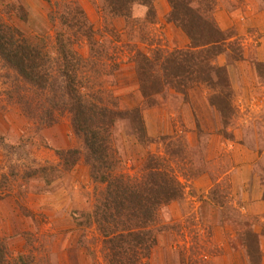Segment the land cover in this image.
Segmentation results:
<instances>
[{"label":"rangeland","instance_id":"1","mask_svg":"<svg viewBox=\"0 0 264 264\" xmlns=\"http://www.w3.org/2000/svg\"><path fill=\"white\" fill-rule=\"evenodd\" d=\"M66 1L0 0V16L51 44L57 31L68 32L58 20ZM73 1L102 30L100 36L94 32L98 46H92L101 57L91 56L84 37L73 34L74 43L79 42L74 50L83 60L81 82L119 109L138 106L151 137L149 145H142L128 119L117 124L112 138L120 173L138 181L144 176L145 196L153 198L165 179L163 171L178 185L174 200L154 204L156 220L149 228L157 240L148 262L252 264L242 241L253 231L260 237L258 256L264 264V0H208L205 17L226 37L225 50L212 65L225 68L229 79L186 82L183 89L171 87L162 69L166 58L189 50L184 31L165 20L168 0H154L156 22L144 26L142 36L124 33L122 19L104 20L98 0ZM144 10L135 5L133 15L141 18ZM138 53L155 61L141 76L135 70ZM15 75L0 60V173L7 178L0 185V238L6 239L8 256L22 252L36 264H107L95 223L89 221L84 230L78 225L79 213L92 211L104 184L90 175L71 114L56 110L50 125L25 116L18 103L22 99L8 100L6 91L17 89L33 102L39 97L36 88ZM218 95L223 104L212 106ZM66 149L80 150L72 166L57 154ZM155 162L162 176L144 169ZM44 167L50 183L37 177L27 191L14 181L28 168Z\"/></svg>","mask_w":264,"mask_h":264},{"label":"trees","instance_id":"2","mask_svg":"<svg viewBox=\"0 0 264 264\" xmlns=\"http://www.w3.org/2000/svg\"><path fill=\"white\" fill-rule=\"evenodd\" d=\"M194 1L196 4L191 5ZM168 3L170 11L166 14L165 20L184 31L189 39V50L179 51L178 54L174 53L166 58L162 69L168 77L167 82L177 89H183L186 82L193 81L209 84L218 81L227 82L229 78L225 68L212 65L217 56L224 52L226 37H220V30L215 23L205 17L208 12L210 13L208 0H168ZM135 5L145 8L143 17L133 15ZM60 6L62 7L58 20L63 27L68 25L66 27L68 32L65 33L68 35L66 37L61 31H57L51 44H47L45 39L26 35L17 26L4 21L0 16L1 63L16 74L15 78L18 77L21 82L36 88L39 97L33 102L29 98L25 99L17 89H11L6 91L8 100L12 101L15 96L19 97L17 100L22 99L18 103L24 115L35 119L39 124L53 123L56 110L65 109L71 114L74 133L84 144V159L89 165L90 175L94 181L104 184L92 211L79 213L78 219L81 221L78 225L84 230L89 221L95 223L103 237V251L107 264H150L148 262L150 250L157 240L153 229L149 228L156 220L154 204L174 200L178 185L173 178L166 177L163 171L165 179L163 183L159 182L157 195L153 198V196H145L147 189L144 187V176L138 181L137 177H128L120 173V157L113 146L114 138H112L117 124L129 120L128 127L138 136L142 145H149L151 137L147 135L138 106L126 110L119 109L116 103L103 100L100 93L93 90L94 86L81 82L79 72L83 60L74 50L79 42L74 43L77 39L73 38V34L84 37L91 56L101 57L92 46L94 43L98 46L94 32L100 36L102 30L94 28L77 1L69 0ZM10 7L18 9L14 5ZM198 7L201 9L197 10ZM97 10L101 12L104 20L122 19L123 26L125 25L124 28L122 26L125 29L124 33L138 31L142 36L144 26L156 22L154 0H98ZM51 19L53 20V17ZM55 19L54 16V21ZM109 30L114 29L110 26ZM116 32L118 31L114 30V33ZM48 45L51 46L47 47ZM103 45L101 43L97 48L102 49ZM134 62L136 73L141 76L145 74V68L152 70L155 61L148 60L144 54L138 53ZM159 87L156 83L154 88L158 90ZM141 89L142 95L145 96L144 86L141 85ZM223 102L224 99L218 95L212 100V106L221 107ZM0 140L3 139L0 137ZM57 154L66 165L72 166L79 158L80 150H57ZM148 159L152 161L155 158L148 156ZM159 165L158 162L151 163L145 165L144 169L148 170V173L162 176L156 171ZM46 169L45 167L28 168L14 181H21L19 187L25 185L26 190L30 191L28 188L32 179L40 177L45 183L51 182L49 171ZM5 176L4 173H0V185L3 183L1 180L7 179ZM259 238L256 233L250 231L245 241H242L244 249L252 258V264H260ZM8 253L6 239L0 238V264H36L29 261L28 256L22 252H19L15 258L9 257Z\"/></svg>","mask_w":264,"mask_h":264}]
</instances>
